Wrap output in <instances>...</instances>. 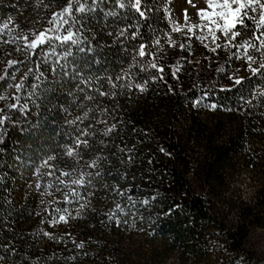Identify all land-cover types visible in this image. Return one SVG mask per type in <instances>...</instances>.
<instances>
[{"label":"trees","instance_id":"trees-1","mask_svg":"<svg viewBox=\"0 0 264 264\" xmlns=\"http://www.w3.org/2000/svg\"><path fill=\"white\" fill-rule=\"evenodd\" d=\"M68 2L0 0V264H264V69L188 34L197 9L174 0H141L143 17L79 0L77 43L3 42Z\"/></svg>","mask_w":264,"mask_h":264},{"label":"snow or ice","instance_id":"snow-or-ice-1","mask_svg":"<svg viewBox=\"0 0 264 264\" xmlns=\"http://www.w3.org/2000/svg\"><path fill=\"white\" fill-rule=\"evenodd\" d=\"M186 3L190 4L192 7L196 8V15L198 17V23H186L185 28L187 29V33L192 36L197 35V30L202 35L197 36V38L203 43L204 41L210 40L212 44L215 45L211 50L213 52L216 51L217 48L222 47H235L238 50L243 49V56L246 57L248 64V69L252 72L253 75L261 73V70L264 69V62L259 63L258 67H253L252 63H255L254 56L251 54L250 50H254L255 52H259L260 56L264 58V0H205L204 7H197L193 4L192 0H186ZM124 5L121 4V7ZM137 12H139L140 16L143 17L145 13L141 11V0H135V4L133 5ZM86 11L85 5L80 3L79 0H69L66 7H64L60 12H54L52 14V18L48 21L50 27L43 31H39L34 34L31 38L28 35L15 36L11 41L5 40L4 43H16L17 41L23 42V47H17L16 51H23L27 56L29 52L35 54V50L44 45H51L53 41L60 42L62 44H67L69 42L75 44L77 40L74 39L75 33L69 28L71 24H75L76 21L73 19L74 12L84 13ZM190 19L187 9H184V20L188 21ZM71 20V24H70ZM10 23H12L11 19L7 22H3L0 24V35H3L5 32L11 34L12 29H10ZM65 25H69V28L64 27ZM66 34H60L61 30ZM184 29L181 27H175L173 31L181 32ZM243 30H248L247 32ZM50 33L52 35H50ZM123 35V33H121ZM224 39V44H220L217 41ZM246 37V38H245ZM241 38L242 42H238ZM159 43V41H157ZM172 43L173 46L174 42ZM208 47V44L204 45ZM179 47L183 48L185 45H179ZM65 56H70L71 53L65 52ZM139 55L144 56V46L141 45L139 49ZM235 55V53H233ZM19 63V61H8L9 65H15ZM152 68L157 69L160 72H163V68H158L156 63H152L150 65ZM31 71V70H30ZM4 76H0V80H4ZM120 79V77H117ZM243 78L235 79V84H240ZM23 85L16 84L15 88L19 90ZM131 87L132 85H127ZM140 91H144L145 87L143 84L135 85ZM100 95L107 96L109 93L101 92ZM0 99H3L0 96ZM199 103V101H197ZM11 108H16V104L9 105ZM215 107V105H212ZM87 116V113H85ZM4 118H0V124L4 122ZM115 125L109 127L105 130V135L111 132ZM86 135V133H85ZM78 144L87 145V140H77ZM69 156L73 155V151H69L67 153ZM95 162H93V166ZM52 175V173H49ZM64 176H68L69 173H63ZM89 176L93 175L92 173L88 174ZM101 175L100 172H96L95 176L99 178ZM60 183H64V181H60ZM72 184L76 185H84L85 179L83 176L79 179L72 180ZM89 185L92 184V180H87ZM118 195H123V193H117ZM147 203V201H145ZM84 207V205H81ZM117 209H120V205L117 204L115 206ZM59 211V209H57ZM111 218V217H110ZM68 217L66 215H60L58 220L53 221V223H67ZM45 235H49L45 233ZM83 245H78V247H82Z\"/></svg>","mask_w":264,"mask_h":264},{"label":"rangeland","instance_id":"rangeland-1","mask_svg":"<svg viewBox=\"0 0 264 264\" xmlns=\"http://www.w3.org/2000/svg\"><path fill=\"white\" fill-rule=\"evenodd\" d=\"M192 2L197 7L205 6V0H192ZM174 3H175V7H176L177 11L180 13H184V9H187V12L196 10V8H194L190 4L186 3V0H174Z\"/></svg>","mask_w":264,"mask_h":264}]
</instances>
